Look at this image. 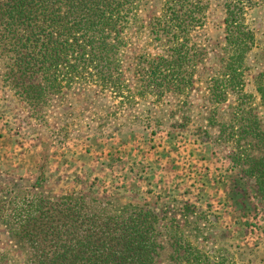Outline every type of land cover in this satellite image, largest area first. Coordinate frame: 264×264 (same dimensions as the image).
<instances>
[{
  "label": "rangeland",
  "instance_id": "obj_1",
  "mask_svg": "<svg viewBox=\"0 0 264 264\" xmlns=\"http://www.w3.org/2000/svg\"><path fill=\"white\" fill-rule=\"evenodd\" d=\"M228 2L241 6L254 41L242 85L210 104ZM193 34L207 53L184 102L136 93L140 36L122 48L126 87H97L96 93L88 85L63 87L36 105L8 85L1 60L0 179L29 187L38 178L35 188L44 195L82 194L114 211L149 209L162 244L154 264L193 263L188 253L179 257L182 249L197 250V264H264V202L256 199L252 178L232 161L238 105L256 115L264 132L254 84L264 71V0H207L204 22ZM0 251L7 254L0 264H26L24 250L1 226Z\"/></svg>",
  "mask_w": 264,
  "mask_h": 264
},
{
  "label": "trees",
  "instance_id": "obj_2",
  "mask_svg": "<svg viewBox=\"0 0 264 264\" xmlns=\"http://www.w3.org/2000/svg\"><path fill=\"white\" fill-rule=\"evenodd\" d=\"M206 7L207 0H0L4 76L28 105L46 102L47 94L63 87L118 90L127 86L121 78L122 48L140 36L136 93L184 102L207 53L193 34ZM240 13L241 6L225 4L224 43L217 77L208 86L210 104L223 101L227 88L242 85L244 58L254 39ZM254 84L264 111V71L254 76ZM236 110L232 161L252 178L254 195L264 202V132L251 110L239 105ZM37 180L17 187L0 179V226L22 247L26 264H154L162 244L149 209L114 211L82 194L44 195L35 188ZM185 251L179 257L188 253L197 264V250ZM6 256L0 251V262Z\"/></svg>",
  "mask_w": 264,
  "mask_h": 264
}]
</instances>
